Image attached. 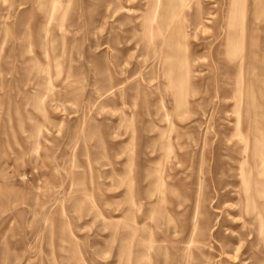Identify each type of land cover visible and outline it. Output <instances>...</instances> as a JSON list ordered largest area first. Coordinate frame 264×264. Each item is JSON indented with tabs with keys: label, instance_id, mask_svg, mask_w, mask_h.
Instances as JSON below:
<instances>
[{
	"label": "rangeland",
	"instance_id": "obj_1",
	"mask_svg": "<svg viewBox=\"0 0 264 264\" xmlns=\"http://www.w3.org/2000/svg\"><path fill=\"white\" fill-rule=\"evenodd\" d=\"M230 2L175 78L150 0H0V264H264V0L241 56Z\"/></svg>",
	"mask_w": 264,
	"mask_h": 264
},
{
	"label": "bare ground",
	"instance_id": "obj_2",
	"mask_svg": "<svg viewBox=\"0 0 264 264\" xmlns=\"http://www.w3.org/2000/svg\"><path fill=\"white\" fill-rule=\"evenodd\" d=\"M194 2H198V0H150L148 17L145 18L144 32L152 43L156 36L161 35L164 38L165 54L163 59L165 61V69L166 72L177 71L175 78H178L177 74H185L187 71L189 60L187 57L186 39L188 35L184 27V15L187 10H190L191 3ZM244 2L245 0H231L227 18V52L234 55L238 54L239 56L242 53L243 42L238 40L237 32L240 31V34L243 32ZM193 26L196 29L200 24L195 23ZM169 82L173 84L176 81L170 76ZM174 85L176 86L177 84ZM254 159L260 164L259 178L263 179L264 149L259 155H255ZM258 185L262 187L261 191L264 194V182L258 183ZM258 215L260 235L264 236V210L260 211Z\"/></svg>",
	"mask_w": 264,
	"mask_h": 264
}]
</instances>
